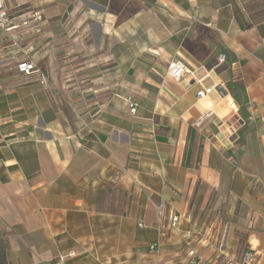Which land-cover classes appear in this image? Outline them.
<instances>
[{
  "label": "crops",
  "instance_id": "0c3cea01",
  "mask_svg": "<svg viewBox=\"0 0 264 264\" xmlns=\"http://www.w3.org/2000/svg\"><path fill=\"white\" fill-rule=\"evenodd\" d=\"M6 3L0 264H264V0Z\"/></svg>",
  "mask_w": 264,
  "mask_h": 264
},
{
  "label": "built area",
  "instance_id": "2783aa9c",
  "mask_svg": "<svg viewBox=\"0 0 264 264\" xmlns=\"http://www.w3.org/2000/svg\"><path fill=\"white\" fill-rule=\"evenodd\" d=\"M32 16L35 18L37 17L38 19H40V17H41L39 12L33 13L32 15H25V17H21L18 15H14L12 13H9L6 0H0V29H4L6 31H11V30L17 28L18 26H20L21 24L23 26H26L30 23V17H32ZM219 59L221 61H225L226 56L220 55ZM17 70L21 74L26 75V76L28 74L41 72L39 70V68L37 67V64L35 63V61L31 58H28L27 60L20 61L17 64ZM185 72H187V67L180 60H176L169 65L168 73L173 79H179L180 77H182V75ZM43 81H44V77H42L41 82H43ZM212 91H213V87H211V86L210 87H204V89L198 90L196 92V95L198 96L199 99H201V98H204L207 94L211 93ZM128 102H129V108H130L131 114H136L138 103L132 98H129ZM157 214H158V223L159 224H163L165 221H167L168 225L171 228H173L177 232H180L181 229L178 227L179 221H180V215H177V214L168 215V214H166L165 213V207H164L163 203H160L157 206ZM138 225L142 226L143 224L139 223ZM186 243L189 247L188 254L191 257L195 258L189 264H208L202 257H199L196 250H194V248L192 247V244L190 243V241L187 240ZM159 247H160V244H158V242H152L151 245H149V250L154 251V252H159ZM250 257H251V255L249 253L246 254V259H248ZM229 264H232V263H229Z\"/></svg>",
  "mask_w": 264,
  "mask_h": 264
},
{
  "label": "trees",
  "instance_id": "16d2710c",
  "mask_svg": "<svg viewBox=\"0 0 264 264\" xmlns=\"http://www.w3.org/2000/svg\"><path fill=\"white\" fill-rule=\"evenodd\" d=\"M239 91H240V94L244 96V99H246L247 96H246V93H245L244 88H242V87L240 88V87H239Z\"/></svg>",
  "mask_w": 264,
  "mask_h": 264
}]
</instances>
